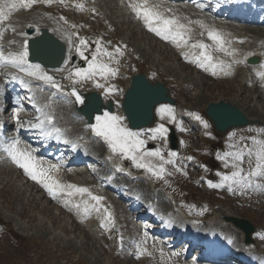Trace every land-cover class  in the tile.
Listing matches in <instances>:
<instances>
[{"label":"snow or ice","instance_id":"6c2138e0","mask_svg":"<svg viewBox=\"0 0 264 264\" xmlns=\"http://www.w3.org/2000/svg\"><path fill=\"white\" fill-rule=\"evenodd\" d=\"M42 2L48 5L52 3L63 4L64 0H0V41L3 40L4 34L9 29L16 32L14 26L4 27L5 22L9 21L14 11L30 10L36 3ZM195 2V0H193ZM125 7L135 15L136 19L141 21L143 26L151 33L160 39L172 43L180 50V55L189 63L195 64L198 68L205 71H210L213 76L217 75V70L222 71L224 75H230L229 69L233 63H243L244 61L235 59L236 50L230 49L226 45L230 44L225 35L215 27L208 25L203 20H191L186 16L178 15L176 10L166 6L159 0H122ZM75 7L83 10L82 3L76 4ZM198 8L203 9V5L197 4ZM7 9V11H5ZM93 12L95 9L92 10ZM63 19V18H61ZM66 22V21H65ZM200 29L199 35L212 43H206L203 39H193L194 27ZM31 27V25H29ZM75 27V26H73ZM78 36V34H75ZM79 38V37H78ZM242 42V41H241ZM10 44L15 41H9ZM95 50L91 53L90 58L85 54V49L89 46V41L85 38H79V44L75 45L76 54L86 61L87 67H77L69 71L66 79L71 80L72 84H78L84 81H92L94 87L103 89V94L107 97L115 94L118 89L115 85L101 83L108 81L109 78H115L118 75L119 68L113 67V64H119V59L124 55L121 46H116L112 51L104 47L99 39L94 41ZM111 43V42H108ZM124 48L127 46L124 45ZM214 53H224L234 59L230 63H225L214 56ZM251 55V53L249 54ZM69 61H65L67 64ZM0 65L10 66L17 69L22 76H12V79H19L21 85L28 92L32 93L28 97L32 106L35 108L38 115L33 121H22L19 117L16 120V129L25 128L38 130L41 137L46 139H55L64 144L76 145L66 136V130L57 126L55 115L50 111V104H39L36 98L35 90L32 81L42 82L45 85L55 89L56 92H62L63 88L57 82L53 75L48 74L39 63H32L29 59V42L27 39L23 41L20 50L15 52H5L3 43H0ZM62 71V70H60ZM257 76L264 80V72H257ZM27 77L28 79H24ZM37 88L40 92L44 90ZM68 95L75 98L77 104H84L85 100L75 87L71 89ZM55 93L49 97L51 100ZM157 114L164 119H168L170 123L176 122V113L174 107L168 104H163L157 109ZM204 128H208L207 121L202 119L198 114H192ZM124 118L105 111L101 115L95 116V123L88 125L93 134L102 139L109 148L113 156L122 160L131 161L132 165L137 169H142L151 174L156 179H165L166 175H172L168 172L166 165H172L176 172L187 173L183 168L177 166V153L169 151L167 157L159 149L146 148V141L142 139L143 133L135 131L124 124ZM3 125H0L2 128ZM181 131L185 129L181 128ZM168 128L163 123L156 128L151 129L152 133L149 139L155 140L166 138ZM264 131V130H262ZM235 137V133L230 134V139ZM250 142H245L241 137L240 143H232L229 145L230 151L218 154L217 159L223 162L225 169H231L230 172L218 173L220 180L218 183L208 181L210 188H224L229 192L237 189L244 191L248 189L261 190L264 189V139H258L253 136L249 138ZM0 150L7 155L11 162L22 169L24 174L39 184L46 190L48 195L53 199H64L65 197L72 198L79 196L82 201L79 203L73 202L71 199H64V204L68 207L70 204L77 210L82 211V218H87L93 211L102 216L100 227L108 231L115 227L114 217L109 209L102 203L105 199L102 196L94 195L87 187L77 186L75 184L62 183L58 178L62 164L60 162L52 163L45 161L36 155V150L24 144V142L15 136L7 142L0 141ZM111 158V157H110ZM191 160L192 157H188ZM157 161V162H154ZM247 164V167H245ZM116 171H123L119 165ZM167 183V181H165ZM142 243H147V232ZM259 238L264 240V234H258ZM137 258L143 255L147 249L142 248L141 244H137ZM161 254H163L161 250ZM172 255L178 256L179 253Z\"/></svg>","mask_w":264,"mask_h":264},{"label":"rangeland","instance_id":"374dc122","mask_svg":"<svg viewBox=\"0 0 264 264\" xmlns=\"http://www.w3.org/2000/svg\"><path fill=\"white\" fill-rule=\"evenodd\" d=\"M116 1L103 0V5H106L107 7H105L108 9L106 13H110L113 20L118 16L116 13L118 10L115 9ZM117 27L121 28L120 30L115 29L118 30L115 31L116 37H119L120 40H125L126 37L132 38V42H135L139 47V51H137L139 57L136 61L140 60L139 62L142 63L141 55H143L150 59L146 63L148 68L156 66L159 69L158 66L161 65L163 71L169 75H167V79H171L173 82L175 80L183 82V89L188 88V90L187 96H182L185 99L181 100H184L185 104L190 107L188 109L202 112L208 103L223 100L236 105L247 114L249 119L264 123V96H261L258 87L260 85H257L254 77L251 79L254 88L249 85L243 86L238 81L241 77L227 82L209 81L192 71L189 72L175 61V58L173 59L171 53H153V47L146 45L148 42H152L135 28L134 30L133 27L130 28L133 32L135 31L136 36H133L127 31L128 26L117 24ZM100 30H104V28L101 26ZM156 49L159 51L161 48L156 46ZM137 67L143 71L149 70L146 65L137 64ZM230 134L232 133L222 137L223 144L228 147L232 144V140L235 141L234 138L230 139ZM257 138L262 139L261 135H258ZM2 171L4 168H0V229L5 227L9 232L5 237L7 244L2 243L4 237L0 232V264H132L129 259H112L110 255L100 253L96 248V243L84 240L83 235L78 233L80 231L76 230V227L68 226L69 221L62 220L65 216L62 218V215H58L52 206L46 205L40 197L38 200L36 198L32 200L31 195H24L23 191L26 194L28 189L25 187L21 189V181L19 180V185L17 181L14 182L17 184H13L8 177L2 178ZM190 191L193 198L200 196L201 201L209 200L214 206L213 210H218L221 206L223 211L229 215L233 212L234 216L247 219L256 229L254 238H258L257 234L262 233L260 232L264 229V200L262 198L259 200L260 202H256L253 212L247 213L245 209L242 210L239 206L232 204V198L227 195L216 194L217 196L207 197L202 191L193 188ZM32 194L35 195L34 191ZM228 206L231 211L226 210L229 208ZM3 215L9 218L13 217V220L4 218ZM14 221H18L21 228L24 227L23 232L21 229V231L16 229ZM258 240L257 245L264 243V240L260 238Z\"/></svg>","mask_w":264,"mask_h":264},{"label":"bare ground","instance_id":"6f19581e","mask_svg":"<svg viewBox=\"0 0 264 264\" xmlns=\"http://www.w3.org/2000/svg\"><path fill=\"white\" fill-rule=\"evenodd\" d=\"M117 2V1H116ZM119 2H120V4H122V0H119ZM97 3H98V0H97ZM95 4V3H94ZM99 4V3H98ZM106 6V5H105ZM119 6V5H118ZM116 7V6H115ZM172 8V7H171ZM174 9V8H173ZM176 10V12H177V14L178 15H181L182 14V16H185V15H189L190 17L192 16V15H195V20H197V19H200V20H203L205 23H207L208 25H211V26H213V27H215L216 29H218V30H220L224 35H225V37H226V39L228 40V41H230V44L228 45V47H230V49H235L236 50V53L238 54V58H246L247 56H249V52L248 51H244L243 50V48H244V46H241L240 48L238 47V46H236V44H238L237 42H238V40H241V38L243 37V38H251V36L252 35H254V36H258L259 37V35L258 34H255L256 32H252V31H249V29H246V28H237V27H234V26H225L222 22H219V21H216V20H213V21H211V22H208L209 21V19L205 16V14H201V13H198V10H196V9H193V8H191V7H186V8H181V9H175ZM121 12V11H120ZM117 13V12H116ZM198 13V14H197ZM119 15H120V13H118ZM17 16V15H16ZM17 17H22L20 20L19 19H17V18H15V20H14V22H13V24L11 25V26H14L15 28H16V32L14 33V32H12L10 29L8 30V31H6V33L4 34V37H3V40L2 41H0V43H6V50H12V51H18V50H20V46H19V44L22 42V40H23V35H22V30L24 29L23 28V26L25 25V22L23 21V22H20L21 20H25L24 19V16L23 15H20V16H17ZM187 17V16H186ZM194 17V16H193ZM18 23H21V24H19L18 25ZM18 25V26H17ZM128 26V28H127V31H129L130 32V34L131 35H133V36H136V34H135V31L133 32L132 30H130V28L131 27H133L132 29L134 30V28L137 30V31H139V32H141V33H143V34H145V36H147L148 38H149V40L152 42V43H154L156 46H159L161 49H159V51H158V49H156V46L154 45V44H152V43H150V42H148L146 45H149V46H152L153 47V53H157V52H159V53H161V54H164V53H171L172 54V52L171 51H169V50H171V48L172 49H174V52H177V53H179L180 54V50L179 49H177L172 43H170V42H166V44H168V46L170 47V48H167L166 49V47H168L164 42H161V41H158V40H156V39H154L153 37H151V36H149L150 34H148V30L143 26V24H142V22L141 21H139V20H137L136 19V17H135V15L134 14H132L126 7H125V5L123 4V26ZM36 26V25H35ZM40 26H45V24L44 23H40ZM255 30H257V29H255ZM61 40H63V41H65V38L62 36V35H60L59 34V36H58ZM201 37V36H200ZM205 37L206 36H204V37H202V39L203 40H205ZM236 38V41H233V39H231V38ZM193 38H194V40H197V39H200L199 37H196L195 35H194V33H193ZM257 38V37H256ZM256 38H254V39H256ZM9 41H15V43H12V44H10L9 43ZM129 41L130 42H132L133 40H132V38H129ZM242 41V40H241ZM149 46H148V48H149ZM164 50V51H163ZM218 55H220V56H225V57H228L226 54H224V53H217ZM250 56H256V57H258V59H259V62H260V60L263 58V55H259V54H257L256 52H254V51H252V53H251V55ZM249 56V57H250ZM230 58H232V57H230ZM217 59H219V58H217ZM220 60V59H219ZM232 62V61H231ZM261 64H262V62L261 63H259L257 66H253V67H251V69H256V68H260V66H261ZM208 74H210V75H212L211 74V72L210 71H208ZM217 78H222L224 75H223V72L222 71H219V70H217ZM42 85H45V84H42ZM48 95H50V94H48ZM61 99H62V96H59V97H53L52 99H51V102H52V104H50V111H52L53 113H56V111H55V107L54 106H57V105H59L60 104V101H61ZM39 100H41V105L43 104V99H42V97H41V95H40V98L37 100V101H39ZM67 100H68V103L70 104L68 107H67V110L69 111V113L71 114V117H73L74 115H76L75 114V112H74V110L73 109H71V106H72V102H71V100L69 99V98H67ZM235 106V105H234ZM58 109H59V106H58ZM79 118V117H78ZM80 120H82V119H80ZM76 121V123H73V121H70L69 123H67V122H65V125H63L64 126V128L67 130V131H69L68 132V135H72L73 137H80V133H79V130H78V128H77V126H75V125H77V123H78V121L77 120H75ZM57 124L58 125H61V124H59V122L57 121ZM84 124V123H83ZM68 125V126H67ZM31 132H34V134H37L38 133V130H35V129H31ZM86 140V139H85ZM92 146H95V148H97L98 147V144L97 143H94V144H92ZM4 173V172H3ZM6 174V173H5ZM78 174H76V176H77ZM10 176V177H9ZM12 176H13V178H12ZM7 177L9 178V180L13 183V184H17L18 183V185H19V179H18V177L16 178V176H14V174H7ZM60 181H61V179H60V177L58 176L57 177ZM66 179V181H68L69 183H75V179H76V177L75 176H72V177H66L65 178ZM15 181H17V183H14ZM22 186V185H21ZM25 186L23 185V188H24ZM26 188H27V186H26ZM41 190L42 191H44L45 193H46V195L48 194L47 192H46V190L45 189H43V188H41ZM31 195V194H30ZM39 196V195H38ZM48 196V195H47ZM49 197V196H48ZM42 200H43V198H41ZM32 200H33V198H32ZM76 203H79L78 201H75ZM49 205H51V204H49ZM52 206V208L54 209V206L53 205H51ZM71 208H73L74 209V211H75V213H74V215H75V217L76 218H79V213L77 212V210L70 204L69 205ZM55 211H56V213H58V211L56 210V209H54ZM1 212V211H0ZM82 212V211H81ZM55 213V212H54ZM55 213V214H56ZM59 215H62V218L66 215V214H61L60 212H59ZM235 214H231V215H219L220 216V218H222L224 221H227V222H229V223H233V221H234V216ZM225 216V217H224ZM66 217V216H65ZM64 217V218H65ZM95 217H97V218H99L100 220L102 219L101 218V215L100 214H98V213H96L95 212ZM224 217V218H223ZM5 218H7V217H5ZM67 218V217H66ZM9 219H11V220H13V218H9ZM215 220H218V219H216L215 218ZM51 223V222H50ZM14 225H15V227L16 228H18V229H20L19 228V222L18 221H14ZM72 225V224H71ZM50 226V225H49ZM73 227H76V230H78V231H81V229L79 228V226H77V225H72ZM213 226H217V225H213ZM51 227H53V225H51ZM24 228V227H23ZM23 228L20 230L21 232H23L24 230H23ZM219 228V227H218ZM215 229H217V228H215ZM237 230V229H236ZM76 232V231H75ZM25 234V233H24ZM51 234V233H50ZM237 234H238V238H239V241L241 240V238H242V235H241V233L239 232V231H237ZM87 238H88V236H86ZM85 240V239H84ZM92 242V241H91ZM153 244H155L156 245V243L155 242H152ZM161 250L162 249H160V252H161ZM162 252L164 253V256H168V255H170V253H167L166 251H164V250H162ZM161 259H163V257H161Z\"/></svg>","mask_w":264,"mask_h":264},{"label":"water","instance_id":"95a60500","mask_svg":"<svg viewBox=\"0 0 264 264\" xmlns=\"http://www.w3.org/2000/svg\"><path fill=\"white\" fill-rule=\"evenodd\" d=\"M31 51L33 54L34 45H32ZM33 57L42 62L39 57L37 58L35 55ZM147 85L143 78H135L132 88L126 93L123 109L134 127L150 124L152 120L151 111L155 104L161 101L171 102L166 98V92L160 87L152 88ZM95 112H99V109L97 108ZM206 114L213 122L215 130L220 133L230 127L241 126L246 123L245 118L236 108L223 102L209 104L206 108ZM243 228L247 229L248 226L243 225Z\"/></svg>","mask_w":264,"mask_h":264}]
</instances>
